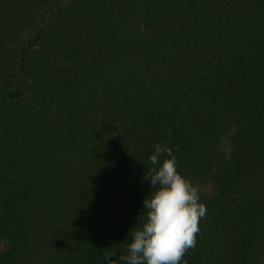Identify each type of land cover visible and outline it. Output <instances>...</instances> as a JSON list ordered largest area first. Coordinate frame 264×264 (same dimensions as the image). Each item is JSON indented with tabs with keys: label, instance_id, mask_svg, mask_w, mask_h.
Listing matches in <instances>:
<instances>
[{
	"label": "trees",
	"instance_id": "obj_1",
	"mask_svg": "<svg viewBox=\"0 0 264 264\" xmlns=\"http://www.w3.org/2000/svg\"><path fill=\"white\" fill-rule=\"evenodd\" d=\"M158 143L214 188L187 264H264V0H0V264L124 252Z\"/></svg>",
	"mask_w": 264,
	"mask_h": 264
},
{
	"label": "clouds",
	"instance_id": "obj_2",
	"mask_svg": "<svg viewBox=\"0 0 264 264\" xmlns=\"http://www.w3.org/2000/svg\"><path fill=\"white\" fill-rule=\"evenodd\" d=\"M149 161L152 167L143 179L150 181L151 195L145 196L138 217L142 226L130 230L124 252L105 253L107 264H187L185 253L196 246L199 221L207 212L199 189L177 170L168 143L156 144Z\"/></svg>",
	"mask_w": 264,
	"mask_h": 264
},
{
	"label": "rangeland",
	"instance_id": "obj_3",
	"mask_svg": "<svg viewBox=\"0 0 264 264\" xmlns=\"http://www.w3.org/2000/svg\"><path fill=\"white\" fill-rule=\"evenodd\" d=\"M229 135H230V133H227L222 138V142H221V145H220V150L224 154H227L229 152V150H230ZM192 184L199 189V193L202 194V195L208 196V195H211V194L214 193L213 185L210 182H204V183L193 182Z\"/></svg>",
	"mask_w": 264,
	"mask_h": 264
}]
</instances>
